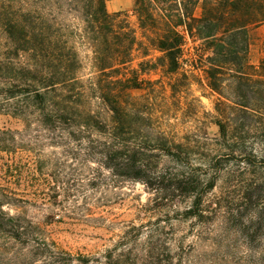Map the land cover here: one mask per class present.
<instances>
[{
	"label": "trees",
	"instance_id": "obj_1",
	"mask_svg": "<svg viewBox=\"0 0 264 264\" xmlns=\"http://www.w3.org/2000/svg\"><path fill=\"white\" fill-rule=\"evenodd\" d=\"M105 2L0 0V116L22 124L0 129V172L31 181L34 198L47 185L54 209L38 222L37 201L0 183V264H264V68L248 55L264 0H134L140 39ZM149 48L159 56L131 68ZM198 73L216 95V131L179 136L161 116L183 109ZM124 183L147 190L139 212L155 216L110 249L72 254L46 237L45 223L89 216Z\"/></svg>",
	"mask_w": 264,
	"mask_h": 264
},
{
	"label": "rangeland",
	"instance_id": "obj_2",
	"mask_svg": "<svg viewBox=\"0 0 264 264\" xmlns=\"http://www.w3.org/2000/svg\"><path fill=\"white\" fill-rule=\"evenodd\" d=\"M106 9L110 14H122L118 19H125L131 28L136 31L138 39H140V31L138 29V22L134 12V0H106ZM196 14H199V8L196 10ZM249 35V63L255 68L259 74L261 69L264 68V23L250 25L248 27ZM140 41V40H138ZM145 41V40H143ZM80 56L85 60L86 56L90 53L84 48H80ZM144 56L140 50H135L132 53L133 60L130 64L131 68H136L138 63L143 60H154L159 53L151 50ZM85 62V61H84ZM84 71L83 74L89 73L88 65L83 64ZM264 70V69H263ZM264 72V71H261ZM251 74L254 71H250ZM142 79L157 80L159 75L149 74L146 76H141ZM188 82V87L182 93L181 106L183 109L179 111H174L169 116H161V120L166 121L168 125L178 134L179 136L184 134L185 131L193 130L195 127H201L206 129L208 134H214L216 131L215 126L209 123V115L213 114L214 104L216 102V95L211 92L208 87V80L203 73L194 74L190 77ZM169 91H166V96H169ZM140 92H135V96H139ZM161 99L157 97V102ZM165 102H161L159 105H163ZM190 103L194 107L196 115H183L184 105ZM203 115H208V118L204 120ZM198 121H203L200 125ZM11 129L21 130L22 124L18 120H14L5 116H0V129ZM3 157L2 162H7L9 157L6 154H0ZM23 175L26 174L25 169L22 172ZM2 185L7 184L18 193H22L25 199L34 201L36 200L39 206L28 207V215L38 222L46 220L47 216H50L51 211L54 210L48 204L52 201L49 196H51V190L48 186L42 185L40 189L43 190L44 196L34 198L31 193L35 189L34 184L29 182H20V186L14 185L12 179L9 178L6 169L0 172ZM121 189L113 190L109 196L112 197V201L105 203L104 206L97 205L96 208L91 210L89 216H75L72 218L60 217L59 221L50 220L47 224L45 223L42 227L45 230L46 237L52 240L59 248L70 252L72 254L81 253L86 255L100 254L110 249L116 239L117 235L121 234L125 225H139L146 218H154V214L150 213L147 215L141 214L139 212L140 206L150 205L151 196L148 194L147 190L139 184L124 183L121 185ZM103 194V193H102ZM113 194L118 196L114 197ZM99 194H96V198ZM80 202V201H79ZM42 203V205H40ZM47 203V204H46ZM99 206V207H98ZM71 208L70 204L67 205ZM48 219V218H47ZM190 221H185L180 224H176L175 232L180 234H185L189 229ZM143 237L141 238V241Z\"/></svg>",
	"mask_w": 264,
	"mask_h": 264
}]
</instances>
